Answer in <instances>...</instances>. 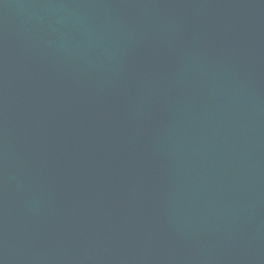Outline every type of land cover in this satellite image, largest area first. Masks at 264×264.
I'll return each mask as SVG.
<instances>
[{
	"label": "water",
	"instance_id": "1",
	"mask_svg": "<svg viewBox=\"0 0 264 264\" xmlns=\"http://www.w3.org/2000/svg\"><path fill=\"white\" fill-rule=\"evenodd\" d=\"M0 264H264V0H0Z\"/></svg>",
	"mask_w": 264,
	"mask_h": 264
}]
</instances>
